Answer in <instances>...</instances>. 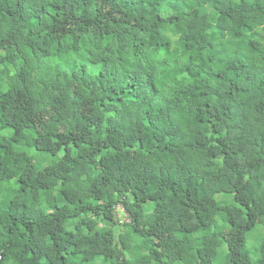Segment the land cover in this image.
Instances as JSON below:
<instances>
[{"label": "trees", "instance_id": "obj_1", "mask_svg": "<svg viewBox=\"0 0 264 264\" xmlns=\"http://www.w3.org/2000/svg\"><path fill=\"white\" fill-rule=\"evenodd\" d=\"M218 256L264 264V0H0V264Z\"/></svg>", "mask_w": 264, "mask_h": 264}, {"label": "rangeland", "instance_id": "obj_2", "mask_svg": "<svg viewBox=\"0 0 264 264\" xmlns=\"http://www.w3.org/2000/svg\"><path fill=\"white\" fill-rule=\"evenodd\" d=\"M87 112V110H82L81 113L85 114ZM259 230H255L254 234L253 232L251 233V235L249 236L248 240H247V246L252 250L254 245L257 243L258 239H259ZM223 255L225 254V252H221ZM217 264H224L223 259L218 256V260H217Z\"/></svg>", "mask_w": 264, "mask_h": 264}]
</instances>
